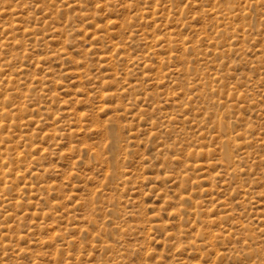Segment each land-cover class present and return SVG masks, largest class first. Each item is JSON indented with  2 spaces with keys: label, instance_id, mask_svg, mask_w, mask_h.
I'll use <instances>...</instances> for the list:
<instances>
[{
  "label": "rangeland",
  "instance_id": "obj_1",
  "mask_svg": "<svg viewBox=\"0 0 264 264\" xmlns=\"http://www.w3.org/2000/svg\"><path fill=\"white\" fill-rule=\"evenodd\" d=\"M0 264H264V0H0Z\"/></svg>",
  "mask_w": 264,
  "mask_h": 264
},
{
  "label": "bare ground",
  "instance_id": "obj_2",
  "mask_svg": "<svg viewBox=\"0 0 264 264\" xmlns=\"http://www.w3.org/2000/svg\"><path fill=\"white\" fill-rule=\"evenodd\" d=\"M224 127H225V126H224ZM223 131H224V130H223ZM226 149H227V148H226ZM226 149H225V154H227V153H226ZM228 155H229V154H228ZM225 157H226V156H225Z\"/></svg>",
  "mask_w": 264,
  "mask_h": 264
}]
</instances>
